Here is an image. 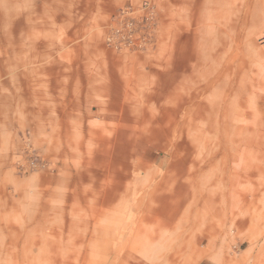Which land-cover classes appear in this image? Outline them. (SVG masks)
<instances>
[{
	"label": "rangeland",
	"instance_id": "374dc122",
	"mask_svg": "<svg viewBox=\"0 0 264 264\" xmlns=\"http://www.w3.org/2000/svg\"><path fill=\"white\" fill-rule=\"evenodd\" d=\"M0 264H264V0H0Z\"/></svg>",
	"mask_w": 264,
	"mask_h": 264
},
{
	"label": "built area",
	"instance_id": "2783aa9c",
	"mask_svg": "<svg viewBox=\"0 0 264 264\" xmlns=\"http://www.w3.org/2000/svg\"><path fill=\"white\" fill-rule=\"evenodd\" d=\"M123 13H126V11H123ZM122 13V14H123ZM127 13H129V11L127 12ZM129 24V23H128ZM121 30V29H120ZM126 38H127V40H128V42H126V44H135L134 43V34H132V33H129L128 35H126ZM110 41H112V40H110Z\"/></svg>",
	"mask_w": 264,
	"mask_h": 264
},
{
	"label": "crops",
	"instance_id": "0c3cea01",
	"mask_svg": "<svg viewBox=\"0 0 264 264\" xmlns=\"http://www.w3.org/2000/svg\"><path fill=\"white\" fill-rule=\"evenodd\" d=\"M219 5L221 6V4H219ZM124 237H125V235H123V238H122V239L120 238V239H121V240H120V242H121V243H120L121 247H123V246L125 247V245H124V243H125V239H124Z\"/></svg>",
	"mask_w": 264,
	"mask_h": 264
}]
</instances>
